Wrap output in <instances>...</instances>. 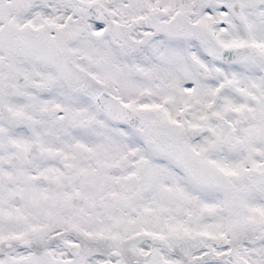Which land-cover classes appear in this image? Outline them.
<instances>
[{
  "label": "snow or ice",
  "instance_id": "snow-or-ice-1",
  "mask_svg": "<svg viewBox=\"0 0 264 264\" xmlns=\"http://www.w3.org/2000/svg\"><path fill=\"white\" fill-rule=\"evenodd\" d=\"M0 264H264V0H0Z\"/></svg>",
  "mask_w": 264,
  "mask_h": 264
}]
</instances>
